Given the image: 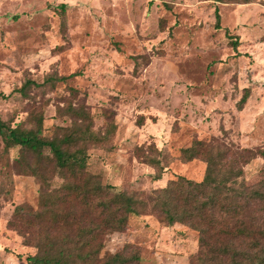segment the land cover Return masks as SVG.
I'll return each instance as SVG.
<instances>
[{"label":"rangeland","instance_id":"374dc122","mask_svg":"<svg viewBox=\"0 0 264 264\" xmlns=\"http://www.w3.org/2000/svg\"><path fill=\"white\" fill-rule=\"evenodd\" d=\"M263 35L264 0H0V118L33 129L40 120L42 136L51 138L87 124L72 111L83 107L94 135L106 133L83 144V173L145 203L123 229L96 234L99 256L135 250L139 264H191L198 231L168 224L148 195L176 175L203 177L201 157L180 156L195 138L264 147ZM244 87L249 95L239 107ZM140 154L161 159L159 179L158 167ZM50 155L7 146L0 133V264H30L25 256L36 248L8 220L17 204L39 207L42 191L68 197L64 211H74L81 225L102 219L82 193L64 189L78 178L61 175ZM243 169L248 183L264 179L259 154Z\"/></svg>","mask_w":264,"mask_h":264},{"label":"trees","instance_id":"16d2710c","mask_svg":"<svg viewBox=\"0 0 264 264\" xmlns=\"http://www.w3.org/2000/svg\"><path fill=\"white\" fill-rule=\"evenodd\" d=\"M249 1L252 0H240ZM215 16V26L220 27L217 7ZM237 42L236 38L231 41L234 48ZM59 78L65 79V76ZM24 87L25 84L20 90ZM248 95L249 89L244 87L239 107ZM72 111L87 124L61 136H42L40 120L37 128L33 129L10 126L1 118L0 133L7 146L19 145L39 159L43 149L47 148L51 153L52 167L61 175L69 171L78 178L76 181L66 180L64 189L82 193L88 207L98 211L101 221L94 225L91 222L88 226L81 225L80 217L74 211H64L68 197L59 196L58 191L51 195L42 191L39 207L31 210L26 204L15 205L8 224L17 226L15 228L22 235L24 244L35 246L36 251L25 256L30 264H139L140 256L135 250L130 253L117 250L99 256L103 241L96 234L105 228L123 229L128 215L140 214L143 207L139 204L145 203L123 190H110L112 185L105 188L93 173H83L87 156L83 144L103 140L106 133L94 135L88 125L89 113L83 107ZM114 124L110 122L108 134L114 130ZM73 144L75 146L71 147ZM256 154L264 159V147H238L220 141L216 136L209 140L195 138L180 149V156L184 160L201 157L206 162L203 177L194 180L176 175L165 185L152 189L148 195L153 201L152 208L168 224L182 222L198 231V250L192 256L191 264H264V179L248 183L243 169L244 164ZM140 156L143 161L158 167L153 177L159 179L164 167L161 159L154 155ZM30 168L41 183L46 180L40 166ZM44 228L47 232L39 234ZM33 232L35 234L32 235ZM17 256L21 257V254L17 253Z\"/></svg>","mask_w":264,"mask_h":264}]
</instances>
